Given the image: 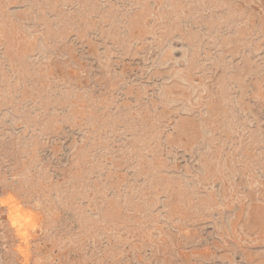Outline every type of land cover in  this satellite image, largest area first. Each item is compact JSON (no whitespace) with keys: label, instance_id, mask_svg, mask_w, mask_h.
<instances>
[{"label":"rangeland","instance_id":"1","mask_svg":"<svg viewBox=\"0 0 264 264\" xmlns=\"http://www.w3.org/2000/svg\"><path fill=\"white\" fill-rule=\"evenodd\" d=\"M0 264H264V0H0Z\"/></svg>","mask_w":264,"mask_h":264},{"label":"bare ground","instance_id":"2","mask_svg":"<svg viewBox=\"0 0 264 264\" xmlns=\"http://www.w3.org/2000/svg\"><path fill=\"white\" fill-rule=\"evenodd\" d=\"M17 210H18V209L16 208V212H17Z\"/></svg>","mask_w":264,"mask_h":264}]
</instances>
